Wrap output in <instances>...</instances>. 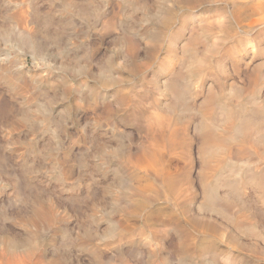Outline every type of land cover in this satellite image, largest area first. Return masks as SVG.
<instances>
[{"label":"rangeland","instance_id":"rangeland-1","mask_svg":"<svg viewBox=\"0 0 264 264\" xmlns=\"http://www.w3.org/2000/svg\"><path fill=\"white\" fill-rule=\"evenodd\" d=\"M25 1H28L29 4L26 2L27 6L22 7L25 5ZM89 1H85L86 5L84 2L79 7L72 5L73 1L69 4L68 0H51L50 2L49 0H37L36 2L35 0H0V71L3 72V74L0 73V163L2 162L0 164V173L2 172L0 174V264H10L12 259L14 260V262L12 261L13 264H24L28 260V264L34 262H36L35 264H264V193H262L264 191V186H262L264 183L262 181L264 180V150L261 149L260 151V148L264 146L263 143L260 142V146L256 147L258 148L257 151H260V156H263H258L256 152L257 154H254L258 158L253 154L255 156L253 159L252 154H245L240 161L236 158L233 160L234 157L227 155L229 152L227 150L229 147H225L227 144L210 145L212 150L209 148V153L215 150V153H212L215 156L210 153L207 157L208 163L216 160V163H211L210 166L216 167L220 161L222 162L216 169H212V171L209 169V174L206 177L201 176L200 173L204 168L201 148L203 142L195 130V124H192L189 130L192 138L189 152L186 149H184L186 152H183L182 148L180 149L188 157L185 160L180 151L177 154L179 153L181 156L174 154L176 150L169 142V133L174 122L178 119L179 122H182L179 115L186 118L191 116L189 113H193L192 111L194 113L198 111L195 108L199 106L198 103H201L204 97L209 95H207L208 89L214 86L212 85L213 80L212 78L208 79L200 96L197 98L192 96L190 102L192 101L193 105L190 103L191 108L189 110L180 106L176 109L177 111L174 110V113L168 108L171 101L170 96L165 89H162L164 88V79L168 77L170 71L177 69L180 65L182 69L180 66L177 70L179 72L181 70V74H187L189 80L192 78V82L198 79L202 80L200 78L206 71H214L217 74V69L219 73L226 69L221 73L224 74L228 69V72L233 73L229 83L235 82V84L240 85L238 87H240L241 93L240 91L238 93L233 92L231 88L229 91L226 89L225 94L221 92L218 94L219 96L215 95V99H218H214L215 106L220 105L219 102L222 100L227 102V97H232L236 103L239 102L237 105L235 103L236 107L232 110L233 114H229L231 120L236 116L234 121L237 120V124L241 121L239 120L241 114L247 113L254 106L264 113V21L261 20L262 11H257L258 15L257 12L246 9L254 0H249L251 2L248 0ZM51 2L55 5V10ZM145 2L148 6L143 10L142 7L146 6L144 5ZM20 4L21 9L19 8ZM89 6L90 8H88ZM28 8L30 10L26 11ZM81 8L85 15L80 11ZM31 9L33 14L30 13ZM52 9L54 15L51 12ZM68 9L70 12H67ZM72 9L78 14L72 13ZM94 9L98 13L94 12ZM7 10L8 12H6ZM46 10L50 11L51 14H46ZM38 11H41V15ZM90 11L92 12L89 13L91 16L86 15ZM246 11L248 12L247 15L245 14ZM16 12L20 18L16 16ZM21 12H25V14ZM60 12L63 13V16ZM28 13L32 15H28ZM26 14L28 19L25 17ZM73 14H76L75 17ZM238 14L244 16L245 19L237 20ZM37 15L42 16L41 21L38 20L39 17L36 18ZM64 15L67 17L65 16V18ZM49 16H53L55 19ZM56 17L60 18L61 25ZM48 18L50 19L47 22L48 25L47 23L45 25L44 20ZM20 19L25 26H21L22 21ZM64 19L67 23L64 22ZM70 19L73 23H70ZM222 22L224 23L222 24ZM247 23L253 26H247ZM52 24L56 26H54L56 31ZM244 24L246 25L243 27ZM12 26L16 28V31ZM194 26L198 29L196 30ZM226 26L230 27L227 28ZM18 27H22V29ZM24 27L26 29H23ZM32 28H36V30ZM200 28L202 29L199 30ZM49 30H52L51 33L49 32L50 34L48 33ZM198 30L199 32H196ZM35 33L40 38L42 36V40H46L44 41L48 48L42 51L45 50L46 53H36L25 44L29 35L35 36ZM199 35L201 36L198 37ZM197 37L199 43L198 40L194 41ZM190 38L194 39L191 40ZM201 40L205 42H201ZM189 42L192 43L187 44ZM182 43L187 46H192L195 43L198 46L194 45L192 49L191 46L184 47ZM203 43H205L203 46L205 49L202 47ZM206 44L208 45L207 48ZM214 44H216L215 49ZM135 45L139 47L136 46L134 49ZM183 47L185 50L191 48L195 51L194 49H198L202 55H204V51L209 56L208 58L205 57L206 55L201 56V64L200 59L198 61L195 59L200 57V53L188 59ZM180 48L183 53L180 52ZM227 48L231 54L226 50ZM214 52L215 57H213ZM37 54L43 55V57L39 55L38 57ZM234 58L240 73L232 71L231 63ZM89 59L91 60L89 61ZM203 59L206 60L205 65H203ZM188 60L193 63H188ZM168 61H171L170 64ZM182 61H188L185 64L187 69H185ZM207 62H210V65ZM22 63L23 65H21ZM86 64L88 66L87 71L86 66L85 68L83 66ZM7 67L10 71L7 70ZM189 68L190 72L187 71ZM100 70H102V74ZM4 73L7 77L2 76ZM248 75L252 76L253 81L249 80ZM13 76L14 79L16 78L15 80ZM2 77H9L8 83ZM10 78L13 80L11 81ZM14 88L15 90H13ZM215 89L219 91L217 88ZM245 92L249 93L252 98L255 95L256 99H251L249 95L247 97ZM238 94L239 98H237ZM24 97L28 98L24 99ZM101 99L104 102H101ZM244 100L245 102L247 100V105ZM223 102L221 104H224ZM96 103H101V105ZM103 103L106 105L104 106ZM23 104L26 105L23 106ZM38 108L39 112H36ZM106 108L110 112L106 111ZM242 109L245 111L242 112ZM181 111L186 115H183ZM237 111L238 113H236ZM178 112L179 115L176 114ZM36 113H39V116ZM175 114L176 116H173ZM102 115L103 117L106 116L104 117L105 120L102 119L103 117L100 118ZM161 115L164 116V120L171 123H166L160 119V117L163 118ZM165 116H168L170 120ZM171 116L173 117L171 118ZM25 117L30 120V123L27 120L24 121ZM108 117L110 118L108 119ZM34 120L39 121L35 122ZM45 122L47 124L44 125ZM208 122L211 123V120L208 119ZM244 122V127H246L243 128L244 131L241 130L244 132L243 135H241V131L237 133L232 145L242 143L241 139L250 132H253V138L261 137L258 136V133L256 136L254 134L257 128L264 126V120L260 126L252 127L254 131L252 128L250 131L249 128L253 124L248 123L247 120ZM157 125L161 130L162 128L166 129L160 130V132ZM261 128L257 131L260 135H262L260 131L264 132V127L262 130ZM152 131L153 133H151ZM168 131L169 133H167ZM159 133H162L161 136ZM166 136L169 138L168 140L164 138ZM102 142L104 146H102ZM166 143L169 145L167 146ZM159 145L162 148L165 146L164 150L166 151H161ZM232 145L231 147H233ZM246 145H250V149H252L250 143ZM6 146L7 148H5ZM156 146L159 148L157 149ZM166 146L171 151H167ZM145 147L147 148L145 149ZM16 151L18 153H15ZM122 152L124 155L120 154ZM155 153H158L159 157L155 156ZM168 153L169 155L171 153V156ZM152 155L156 160L153 159ZM246 155L253 157L249 159ZM2 156L4 157L2 158ZM157 158L159 159L157 160ZM260 159L262 160L260 161ZM243 160L247 163L241 162ZM253 160L256 163L258 160L259 165H254ZM252 161L253 163H250ZM225 162L227 166L231 164L230 167H227ZM68 163L72 166H69ZM7 164L8 167H6ZM243 164L244 167H242ZM165 166L168 167V170ZM247 166H249V170L246 169ZM58 167L59 169H57ZM60 169L64 175L59 173L61 172ZM5 170L8 173H3ZM13 172L19 179H15ZM24 172L27 173L24 174ZM218 172L222 173L219 174ZM6 174L15 180L9 176L7 177L10 179L7 178ZM232 174L234 175L232 176ZM253 174L257 178L259 175L261 176L258 179L260 180L259 184L253 181L252 184L250 183V177ZM166 175H169L168 178ZM240 175L245 177L242 176V178ZM214 176L219 177L215 178ZM173 177L177 179L175 180ZM164 178L168 179L167 182L164 181ZM169 178L172 181L171 184L174 183L172 187L166 185L167 183L170 184ZM217 179L223 180V182L219 183L220 181ZM228 180L232 182L236 180V188L231 189L232 187L230 188L227 184ZM217 182L218 184H216ZM225 182L226 186H223ZM176 183L177 185H175ZM202 184L216 186L219 190V192L217 190L219 198L217 207L213 208L205 203ZM62 186H64V190ZM37 190L41 192L40 196ZM233 190L236 191L235 194L239 193L233 195ZM173 191H177L178 197ZM229 191L231 194L228 193ZM225 196L228 198L225 199ZM232 196L236 197L233 199ZM237 197L240 201L235 199ZM232 199L236 201L231 204ZM242 200L246 203L244 204ZM225 202L227 203L225 204ZM201 203H205L204 205H207L206 207L209 209H204L205 206ZM132 210L136 211L132 212ZM215 210L224 213L220 214ZM115 221L116 225L121 223L119 227L114 226ZM110 227L114 228L115 231L110 230ZM1 257L6 263H3L4 260ZM15 258L19 260L16 262Z\"/></svg>","mask_w":264,"mask_h":264},{"label":"bare ground","instance_id":"bare-ground-1","mask_svg":"<svg viewBox=\"0 0 264 264\" xmlns=\"http://www.w3.org/2000/svg\"><path fill=\"white\" fill-rule=\"evenodd\" d=\"M11 1V0H10ZM19 1V0H18ZM37 0H35V2H36ZM51 0H49V2H50ZM74 3L72 4V5H78L79 7H80V4H84V2L86 1L87 2V0H72ZM71 1V2H72ZM89 1V0H88ZM92 1V0H91ZM137 1V0H136ZM141 1H143V0H140V2ZM249 1V0H248ZM252 1V0H251ZM251 1H249V2H251ZM14 2V1H13ZM23 2V1H22ZM26 2H27V4H29L28 3V1H25V5H22V7L24 6H27L26 5ZM66 2V1H65ZM68 2H70V0H68ZM71 2L69 3V4H71ZM86 2H85V5H86ZM130 2H131V0H130ZM134 2V1H133ZM132 2V3H133ZM144 2V1H143ZM5 3V2H4ZM12 3V2H11ZM10 3V4H11ZM34 3V2H33ZM41 3V2H40ZM53 2H51V4H52ZM63 3H64V1H63ZM67 3V2H66ZM89 3L91 4V2L89 1ZM138 3V2H137ZM15 4V3H14ZM22 4H24V3H22ZM68 4V5H69ZM90 4H87V5H90ZM136 4V3H135ZM17 5V4H16ZM30 5L32 6V4L30 3ZM34 5H35V3H34ZM33 5V6H34ZM39 5V4H38ZM53 5V4H52ZM67 5V4H66ZM93 5V4H92ZM96 5V4H95ZM104 5V4H103ZM134 5V4H133ZM141 5H143V3H141ZM144 5H146V2H145V4ZM5 6H6V8H7V5L5 4ZM13 6V5H12ZM15 6V5H14ZM13 6V7H14ZM20 6H21V4L19 5V8H20ZM31 6H30V8H31ZM54 6L55 5H53V9L55 10V8H54ZM94 6V5H93ZM129 6H130V4H129ZM136 7H137V5H135ZM148 5H146L145 7H142V8H144L143 10H145V8L147 7ZM244 6V5H243ZM16 7V6H15ZM29 7V6H28ZM35 8H36V5L34 6ZM62 7L64 8V6L62 5ZM66 7V6H65ZM77 7V6H76ZM76 7H74V8H76ZM82 7V6H81ZM87 7V6H86ZM96 7H98L97 5H96ZM132 7V6H131ZM135 7V8H136ZM27 8V7H26ZM67 8H68V6H67ZM70 8V7H69ZM83 8V7H82ZM80 9V11L82 12V10L83 9ZM85 8V7H84ZM88 8H90V6L88 7ZM99 8V7H98ZM102 8V7H101ZM100 8V9H101ZM134 8V7H133ZM133 8H132V10H133ZM134 8V9H135ZM239 8V7H238ZM244 8V7H243ZM242 8V9H243ZM21 9V8H20ZM34 9V8H33ZM40 9V8H39ZM45 9V8H44ZM52 9V10H53ZM62 9V8H61ZM86 9V8H85ZM84 9V10H85ZM103 9V8H102ZM101 9V10H102ZM139 9V8H138ZM140 9H141V6H140ZM246 9H250L251 11L253 10L255 13L257 12V11H262L261 13L263 14V16H262V21H264V0H254V2L252 3V4H250L249 6H248V8L246 7ZM14 10V9H13ZM13 10H11V11H13ZM23 10V9H22ZM28 10H30L29 8L26 10V11H28ZM35 10V9H34ZM37 10V9H36ZM43 10V9H42ZM50 10V9H49ZM54 10L53 11H51L52 13L54 12ZM58 10V9H57ZM63 10V9H62ZM70 10H71V8H70ZM89 10V9H88ZM87 10V11H88ZM137 10V9H136ZM11 11H10V13H11ZM19 11V10H18ZM47 11V10H46ZM46 11L44 12V14L46 13ZM59 11V10H58ZM69 11V9L67 10V12ZM80 11H78L79 13H80ZM96 10L94 9V12H95ZM98 11H100L99 9H98ZM133 11H135V10H133ZM139 11V10H138ZM237 11V10H236ZM6 12H8V10L6 11ZM39 12V11H38ZM43 12V11H42ZM70 12V11H69ZM76 12V11H75ZM74 12V10L72 9V13H75ZM97 12V11H96ZM144 12H146V11H144ZM239 12V11H238ZM250 12V11H249ZM9 13V14H10ZM22 13V12H21ZM24 14H25V12H23ZM22 13V14H23ZM30 13H32L33 14V12H32V9H31V12ZM36 13V12H35ZM49 13H50V11H47V13L46 14H48L49 15ZM58 13V12H57ZM61 14H62V16H63V13L62 12H60ZM59 13V14H60ZM77 13V12H76ZM85 13V12H84ZM83 12H82V14H84ZM87 13V12H86ZM89 13H92L91 11L90 12H88L86 15H88ZM98 13V12H97ZM247 11H246V15H247ZM16 14V16H18V18H20L19 17V15H17L18 13L16 12L15 13ZM15 14H14V16H15ZM20 14V13H19ZM32 14H29L28 13V15H32ZM43 14V13H42ZM51 14V13H50ZM71 14V13H70ZM69 14V15H70ZM78 14V13H77ZM245 14H243V15H245ZM257 14H258V12H257ZM256 14V15H257ZM35 15V14H34ZM33 15V17H35ZM39 15H41V11L39 12ZM47 15V16H48ZM53 15H54V13H53ZM74 15H76V14H73V16ZM85 15V14H84ZM90 16H91V14H89ZM259 15V14H258ZM13 16V15H12ZM11 16V17H12ZM24 16V15H23ZM62 16H61V19H62ZM66 15H64V17H65ZM72 16V17H73ZM80 16H81V14H80ZM89 16V17H90ZM236 16H237V13H236ZM236 16H235V19H236ZM25 17L27 18V14L25 15ZM24 17V18H25ZM28 17H32V16H28ZM39 17V21H41L42 20V16H38L37 15V17L36 18H38ZM41 17V18H40ZM49 17H51V16H49ZM53 17V16H52ZM51 17V18H52ZM59 17V16H58ZM58 17H56L57 19H58ZM67 17V16H66ZM65 17V18H66ZM75 17V16H74ZM84 16L82 15V18H83ZM247 17H250V16H247ZM252 17V16H251ZM255 17V16H254ZM254 17H253V19H254ZM17 18V21H19V19ZM44 18V17H43ZM54 18V17H53ZM88 18V17H87ZM21 19H22V16H21ZM20 19V20H21ZM28 19V18H27ZM26 19V20H27ZM34 19V18H33ZM41 19V20H40ZM55 19V18H54ZM60 19V18H59ZM59 19H58V21H59ZM72 19V18H71ZM70 19V23H73V21ZM234 19V20H235ZM243 19H245V17L244 16H241V15H239L238 14V19L237 20H240V21H242ZM248 19V18H247ZM246 19V20H247ZM250 19V18H249ZM252 19V18H251ZM250 19V20H251ZM252 19V20H253ZM11 20V19H10ZM12 20H14V18L12 17ZM16 20V19H15ZM37 20V19H36ZM50 19L48 18V19H45L44 20V24L46 25V23L49 21ZM65 21L64 22H66V19H64ZM88 20V19H87ZM186 20V19H185ZM237 20H235V21H237ZM22 21V20H21ZM28 21V20H27ZM74 21H75V19H74ZM240 21H237V22H240ZM248 21V20H247ZM43 22V21H42ZM55 23H57L56 21H54ZM61 21H59V24L61 25V23H60ZM63 22V23H64ZM229 22V21H228ZM231 22V21H230ZM229 22V23H230ZM243 22H245V21H243ZM249 22H251V21H249ZM7 23V22H6ZM23 23V21L21 22V24ZM24 23H25V21H24ZM51 23H52V21H51ZM67 23V22H66ZM70 23H68L69 25H70ZM220 23V22H219ZM224 22H222V24H223ZM232 23H233V20H232ZM242 23V22H241ZM252 23V22H251ZM14 24H15V22H14ZM13 24V25H14ZM19 25H21L20 23H18ZM31 24H33L32 22H31ZM40 24V23H39ZM181 24V23H180ZM187 24V23H186ZM235 24V23H234ZM237 24V23H236ZM243 24V23H242ZM259 24V23H258ZM6 25V24H5ZM4 25V26H5ZM27 25H28V23H27ZM30 25V24H29ZM47 25H48V23H47ZM59 25V26H60ZM65 25V24H64ZM67 25V24H66ZM74 25V24H73ZM183 25V24H182ZM210 25V24H209ZM230 25V24H229ZM238 25L239 26H241L239 23H238ZM246 24H244L243 25V27L245 26ZM256 25V24H255ZM3 26V25H2ZM15 26V25H14ZM14 26H12L13 27V29L15 30L16 28H14ZM22 27L23 26H25V25H21ZM39 26V25H38ZM52 26H53V24H52ZM55 26V25H54ZM53 26V27H54ZM58 26V25H57ZM68 26V25H67ZM90 26V25H89ZM163 26V25H162ZM207 26V25H206ZM222 26V25H221ZM232 26V25H231ZM236 26V25H235ZM247 26H250V27H252L253 25H251L250 23L248 24L247 23ZM247 26H246V28H247ZM22 27H18V28H20V29H22ZM40 27V26H39ZM56 27V26H55ZM55 27H54V30L56 31V29H55ZM62 27H63V25H62ZM130 27V26H129ZM159 27V26H158ZM164 27H167V26H164ZM180 27V26H179ZM183 27V26H182ZM195 27V26H194ZM210 27V26H209ZM214 27V26H213ZM227 27V26H226ZM228 27H230V26H228ZM227 27V28H228ZM237 27V26H236ZM235 27V28H236ZM242 27V26H241ZM240 27V28H241ZM17 28V29H18ZM60 28V27H59ZM205 28H208V27H205ZM239 28V27H238ZM237 28V29H238ZM23 29H26L25 27L23 28ZM33 29V28H32ZM35 30H36V28H34ZM33 29V30H34ZM52 29V28H51ZM133 29V28H132ZM167 29V28H166ZM166 29H164V31H167ZM189 29V28H188ZM195 29L197 30L198 28H196L195 27ZM202 28H200L199 30H201ZM209 29V28H208ZM211 29V28H210ZM230 29V28H229ZM244 29V28H243ZM46 30V29H45ZM161 30V29H160ZM179 30V29H178ZM178 30H177V32H178ZM199 30L198 31H196V32H199ZM242 30V29H241ZM251 30V29H250ZM16 31V30H15ZM31 31V30H30ZM41 31V30H40ZM47 31V30H46ZM50 31H52V30H49L48 31V33L50 32ZM163 31V30H162ZM179 31H181V30H179ZM185 31V30H184ZM212 31H213V29H212ZM244 31V30H243ZM28 32V31H27ZM33 32V31H32ZM54 32V31H53ZM186 32V31H185ZM191 32V31H190ZM193 32V31H192ZM38 33V32H37ZM51 33V32H50ZM49 33V34H50ZM55 33V32H54ZM28 34V33H27ZM57 34V33H56ZM163 34V33H162ZM178 34V33H177ZM193 34V33H192ZM195 34V33H194ZM193 34V35H194ZM20 35V34H19ZM53 35H55V34H53ZM181 35V34H180ZM193 35H192V37H193ZM196 35V34H195ZM21 36V35H20ZM49 36V35H48ZM51 36V35H50ZM57 36V35H56ZM178 36V35H177ZM176 36V37H177ZM184 36V35H183ZM197 36V35H196ZM201 35H199L198 37H200ZM53 37V36H52ZM88 37V36H87ZM189 37H191V36H189ZM188 37V38H189ZM197 37V39H194V38H192V39H194V41H197L198 40V43H199V38ZM41 38H42V36H41ZM40 37H38V36H36V33H35V36H31V35H29V37L27 38V41L25 42V44L27 45V46H29L34 52H36V53H44L45 52V50H44V52H42L43 51V49H47L48 47H46V40L44 41V40H42ZM123 38V37H122ZM182 38V37H181ZM180 38V39H181ZM23 39V38H22ZM187 39V38H186ZM191 39V38H190ZM191 39V40H192ZM173 40H174V38H173ZM179 40V39H178ZM185 40V39H184ZM22 41V40H21ZM132 41H133V39H132ZM187 41V40H186ZM130 42H131V40H130ZM201 42H205V41H202L201 40ZM17 43H18V41H17ZM20 43H22V42H20ZM173 43V42H172ZM176 43V42H175ZM190 43H192V42H189V43H187V44H190ZM196 43V42H195ZM194 43V45H196ZM22 44H24V43H22ZM183 44V43H182ZM204 45H202V47L203 46H205V43H203ZM25 45V46H26ZM194 45H192V46H194ZM216 44H214V46H215ZM26 46V47H27ZM136 46H138V45H135L134 46V49L136 48ZM173 46V45H172ZM183 46L185 47V46H187V45H185V44H183ZM188 46H191V45H188ZM187 46V47H188ZM191 46V47H192ZM196 46H198V45H196ZM210 46V45H209ZM225 46V45H224ZM18 47H20V46H18ZM139 47V46H138ZM176 47V46H175ZM179 47H181L182 48V46H179ZM184 47H183V50L185 51V56H187V58L189 59H191L193 56H197V55H199L198 53H200L201 54V52H198V49H194L195 51H193V50H191V48H189V49H187V50H185L184 49ZM186 47V48H187ZM200 47V46H199ZM199 47H196V48H199ZM208 47V45L206 44V48ZM29 48V49H30ZM178 48V47H177ZM180 48V49H181ZM194 47H192V49H193ZM204 49H205V47H203ZM210 48H212V46H210ZM216 48V46L214 47V49ZM229 48V47H228ZM228 48L226 49V50H228ZM28 49V50H29ZM139 49V48H138ZM171 49V48H170ZM172 49H175V48H172ZM179 50V49H178ZM177 50V51H178ZM213 50V49H212ZM61 51V50H60ZM173 51V50H172ZM171 51V52H172ZM175 51V50H174ZM200 51V50H199ZM202 51H203V49H202ZM225 51V50H224ZM229 51V53H230V50H228ZM67 52V51H66ZM135 52V51H134ZM133 52V53H134ZM181 53H183L182 52V49H181V51H180ZM213 52V51H212ZM216 52V51H215ZM215 52H214V54H213V57H215L214 55H215ZM226 52V51H225ZM232 52V51H231ZM36 53H34V54H36ZM46 53V52H45ZM174 53V52H173ZM177 53H179V52H177ZM224 53V52H223ZM5 54V53H4ZM3 54V55H4ZM39 54H37V56L39 55ZM59 54H61V53H59ZM90 54H92V53H90ZM94 54V53H93ZM195 54V55H194ZM203 54L204 55H206L205 54V52L203 51ZM212 54V53H211ZM210 54V55H211ZM226 54H227V52H226ZM231 54V53H230ZM67 55V54H66ZM95 55V54H94ZM93 55V56H94ZM177 55V54H176ZM175 55V56H176ZM183 55V54H182ZM181 55V56H182ZM204 55H200V57L198 58H195L197 61L200 59V63H201V56H204ZM221 55H222V52H221ZM40 56V55H39ZM38 56V57H39ZM42 57H43V55H41ZM40 56V57H41ZM92 56V57H93ZM180 56V57H181ZM209 56V55H208ZM208 56L206 55L205 57H207L208 58ZM225 56V55H224ZM34 57V56H33ZM37 57V58H38ZM67 57V56H66ZM90 57V56H89ZM170 57V56H169ZM176 57H178V56H176ZM175 57V58H176ZM217 57V56H216ZM222 57H223V55H222ZM221 57V59H223ZM230 57V56H229ZM36 58V57H35ZM65 58V57H64ZM91 58V57H90ZM94 58V57H93ZM174 58V59H175ZM211 58V57H210ZM209 58V59H210ZM226 58V57H225ZM173 59V58H172ZM172 59H171V61H172ZM181 59V58H180ZM195 59L193 58V60H194V62H196L195 61ZM229 59V58H228ZM233 59V58H232ZM91 59H89V61H90ZM185 60H186V58H185ZM220 60V59H219ZM224 60V59H223ZM88 61V62H89ZM94 61V60H93ZM170 61V62H171ZM178 61V60H177ZM189 61V62H188ZM187 62L188 63H193V62H191L190 60H188ZM210 61V60H209ZM216 61V60H215ZM169 62V61H168ZM170 62H169V64H170ZM176 62V61H175ZM181 62V61H180ZM183 62V61H182ZM186 62V61H185ZM185 62H183L184 63V67L185 66H187V65H185V64H187V62L185 63ZM203 62H204V64L203 65H205V62H206V60L204 61V59H203ZM211 62V61H210ZM210 62H207V63H209V65H210ZM217 62V61H216ZM173 63H174V61H173ZM198 63V62H197ZM212 63V62H211ZM221 63V62H220ZM219 63V64H220ZM223 63V62H222ZM239 63V62H238ZM20 64V63H19ZM172 64V63H171ZM181 64V63H180ZM202 64V63H201ZM224 64V63H223ZM227 64V63H226ZM232 67H233V72H236V73H238L239 71H240V69H239V66H238V64H237V61H235V58H234V61L232 60ZM21 65H23V63L21 64ZM89 66H90V64H88ZM175 65V64H174ZM189 65V64H188ZM197 65V64H196ZM195 65V66H196ZM206 65H208V64H206ZM228 65V64H227ZM262 65H263V63H262ZM4 66H6V65H4ZM11 66V65H10ZM82 66V65H81ZM84 66V68H85V66H86V71H87V64L86 65H83ZM82 66V67H83ZM171 66V65H170ZM177 66V65H176ZM181 66V65H180ZM179 66V67H180ZM214 66V65H213ZM219 66V65H218ZM221 66H222V64H221ZM1 67V66H0ZM9 67V66H8ZM8 67H7V70L8 71H10V69H8ZM81 67V68H82ZM169 67V66H168ZM175 67V66H174ZM179 67H177V69L179 68ZM189 67H191V66H189ZM199 67V66H198ZM203 67H205V66H203ZM203 67H202V69H203ZM223 67V66H222ZM3 68V67H2ZM10 68V67H9ZM84 68H82V69H84ZM90 68H91V66H90ZM171 68V67H170ZM176 68V67H175ZM181 69H182V66L180 67ZM215 68V67H214ZM219 68H220V66H219ZM224 68V67H223ZM225 68H226V66H225ZM228 68V67H227ZM5 69V68H4ZM3 69V70H4ZM89 69V68H88ZM174 69V68H173ZM177 69H174L173 71H170V73H169V75H168V77H166L165 79H164V81H163V87L164 88H162V89H165L166 90V92H167V94L170 96V99H171V101H170V103H169V105H168V108L170 109V110H173V113H174V110L175 111H177L176 109L178 108V107H180V106H182L183 107V109H185V110H189L190 108H191V105H190V103L192 102H190V99L191 98H197L198 96H200V94H201V91H202V89H204V86L206 85V83H207V81H208V79L209 78H212V82H213V84L212 85H214L213 87L211 86L208 90H209V92L207 93V95L208 96H206V97H204V99H202L200 102L201 103H198L199 104V106L197 107V108H195L196 110H198V111H195V113H194V111H192L193 113H189L191 116H187L186 118L184 117V118H182L180 115H179V112L178 113H176V114H178L179 115V117H180V119H181V121L182 122H179V119L177 120V118H176V122H174V124H173V128H171V131H170V133H169V131L167 132V133H169L170 135H169V138H170V140H169V142H171V144H172V147L173 148H175V150L176 151H174V154H176L177 156H178V154H177V152H179L180 151V149L182 148L183 149V152H186V151H184V149H186L188 152H189V149H190V145H191V142H192V138L190 137V132H189V130H190V128H191V126H192V124H195V130H197V132L199 133V136H200V140H202V142H203V144H202V147H201V145H200V147L202 148V156H203V159H204V161L202 162L203 163V165H204V168H203V170H202V168H201V170H202V173H200V175L202 176V175H204V177H206L207 176V174H209V169H210V171H212V169H216L217 168V166L219 165V164H221V162L222 161H220L219 162V164L218 165H216V167H212V165L210 166V164L212 163H216V160H215V162H214V160H213V162H211L210 164L208 163V160H207V157H208V155H210V153L212 154V153H215V150L213 151V152H211L210 151V153H209V150L212 148L211 146L212 145H220V144H227L225 147H229L227 150L229 151V152H227L228 154L227 155H229L230 157H234L233 158V160L236 158V159H238L239 161H240V159L242 158L243 159V157L245 156V154H254V153H258V156H260V151H261V149H263L264 150V146H262V148H260V151H257L258 150V148H256V147H258V146H260L259 144H260V142H261V144L262 145H264V132L263 131H260V132H262L261 134L262 135H260L259 134V132H257V131H259L260 130V128L261 127H259V128H257V131L255 132V136H256V133H258V136H261V137H258V138H253V132H250L248 135H246L243 139H241L242 140V143H240L239 145H232V142H234V140L236 139L235 138V136H236V134L237 133H239L241 130H243L244 131V129L243 128H245L244 127V125H245V120H247V122L249 123L250 122V124H253V126H251V127H249L250 128V131H251V128L252 127H254L255 125L256 126H260L261 125V123H263V120H264V113L262 112V110H260V109H258L256 106H254L253 107V105H252V107L253 108H251L247 113H243V114H241V118L239 119V120H241V121H239L240 123L239 124H237L236 123V121H234V119L236 118V116H234V119L233 120H231L230 118H231V116L230 115H232L233 113V109H234V107H236L235 106V101H234V99L232 98V97H227L226 99V101L227 102H223V100L222 101H220L219 103H220V105H217V107L215 106V104H214V99H215V95L217 94V96H219L218 94H221V92L223 93L224 92V94L226 93L225 91H227L226 89H228V91L229 90H231V89H233V92L235 91V92H237L238 93V91H240V93H241V89H240V87H238V86H240V85H237V84H235V82L234 83H229V80L231 79V77L233 76L232 74V72H228V69H227V71L226 72H224V74H221L222 73V71H224V70H226V69H224V70H222V68H221V72L219 73V70L217 69V74L214 72H211V71H206L205 73H204V75H203V77L202 78H200V79H202V80H197V81H193L192 82V78H191V80H189L188 79V75L187 74H181V70H180V72L177 70ZM185 69H187V67H185ZM184 69V70H185ZM194 69H195V67H194ZM193 69V70H194ZM205 69V68H204ZM206 69H208V68H206ZM232 69V68H231ZM103 70V69H102ZM102 70H100L101 71V74H102ZM166 70V69H165ZM190 70V68L187 70V71H189ZM192 70V69H191ZM208 70H210V69H208ZM212 70H213V68H212ZM5 71H6V69H5ZM105 71V70H104ZM216 71V70H215ZM229 71H230V69H229ZM254 71V70H253ZM252 71V72H253ZM2 72V70L0 71V73ZM94 72V71H93ZM167 72H168V70H167ZM185 72V71H184ZM190 72V71H189ZM200 72V71H199ZM202 72V71H201ZM241 72V71H240ZM239 72V73H240ZM255 72V71H254ZM9 73V72H8ZM100 73V72H99ZM186 73V72H185ZM196 73V72H195ZM221 74V75H219V74ZM2 74H3V72H2ZM6 73H4V75H2V76H6L7 77V75H5ZM100 74V75H101ZM165 74V73H164ZM190 74V73H189ZM192 74V73H191ZM249 74V73H248ZM251 74V73H250ZM257 74V73H256ZM255 74V75H256ZM10 75H12V74H10ZM104 75V74H103ZM199 75H201V74H199ZM254 75V76H255ZM258 75V74H257ZM256 75V76H257ZM106 76V75H105ZM164 76V75H163ZM167 76V75H166ZM195 76V75H194ZM202 76V75H201ZM201 76H199V77H201ZM249 76V80L250 81H253V78H252V76L251 75H248ZM1 77V76H0ZM10 77H12V76H10ZM198 77V76H197ZM2 78H4V77H2ZM6 81H7V79H9V77L8 78H4ZM4 79H3V81H4ZM11 79V78H10ZM13 79H14V76H13ZM13 79H11V81L13 80ZM16 79V78H15ZM14 79V80H15ZM17 79H19V78H17ZM194 79V78H193ZM255 79H257L256 77H255ZM211 80V79H210ZM5 81V82H6ZM18 81V80H17ZM160 82H161V80H160ZM211 82V83H212ZM6 83H8V81L6 82ZM159 83V82H158ZM209 83V82H208ZM229 83V84H228ZM14 84V83H13ZM15 84H16V81H15ZM161 84V83H160ZM17 85H18V83H17ZM209 85V84H208ZM15 86V85H14ZM13 87V86H12ZM18 87V86H17ZM208 87V86H207ZM206 87V88H207ZM215 88H217L219 91H217ZM229 88H231V89H229ZM242 88V87H241ZM249 88V87H248ZM17 89V88H16ZM18 89H19V87H18ZM17 89V90H18ZM243 89V88H242ZM13 90H15V88L13 89ZM12 90V91H13ZM20 91V90H19ZM247 91V90H246ZM252 91V90H251ZM165 92V91H164ZM231 92V91H230ZM229 92V93H230ZM249 92V91H248ZM17 93H19L18 91H17ZM204 93V92H203ZM236 93V94H237ZM239 93V94H240ZM246 94H247V97H248V95H249V93H247V92H245ZM244 93V94H245ZM20 94V93H19ZM224 94H222V96H225ZM239 94H238V97L237 98H239ZM251 94V93H250ZM163 95V94H162ZM230 95V94H229ZM243 95V94H242ZM100 96V95H99ZM193 96V97H192ZM216 96V97H217ZM237 96V95H236ZM250 97H251V95H249ZM104 97V96H103ZM106 97V96H105ZM246 97V98H247ZM250 97H249V99H250ZM254 98H255V95L253 96ZM26 98H28V97H26ZM25 97H24V99H26ZM167 98V97H166ZM220 98V97H219ZM254 98H252L251 97V99H254ZM105 99V98H104ZM241 99H242V97H241ZM249 99H247L248 100V102H249ZM256 99V98H255ZM23 100V99H22ZM27 100H29V99H27ZM33 100V99H32ZM195 99H193V101H194ZM215 100H218V99H215ZM247 100H246V102H247ZM169 101V100H168ZM196 101V100H195ZM239 101V100H238ZM26 101L24 100V103H25ZM28 102V101H27ZM101 102H104L102 99H101ZM160 102V101H159ZM159 102H157V103H159ZM224 103V104H221V103ZM244 102H245V100H244ZM245 102V104L247 105L248 104V102L246 103ZM21 103H23V102H21ZM29 103V102H28ZM193 103V102H192ZM191 103V104H192ZM218 103V104H219ZM237 103H239V102H237ZM237 103H236V105H237ZM258 103V102H257ZM27 104V103H26ZM26 104H23V106L24 105H26ZM38 105H40V103H37ZM97 104V103H96ZM95 104V105H96ZM99 104V103H98ZM97 104V105H98ZM217 104V103H216ZM242 104H243V102H242ZM255 104V103H254ZM28 105H30V104H28ZM97 105H96V107H97ZM99 105H101V103L99 104ZM103 105H104V103H103ZM102 105V106H103ZM106 105V104H105ZM104 105V106H105ZM193 105V104H192ZM240 105V104H239ZM244 105V104H243ZM42 106H43V104H42ZM41 106V107H42ZM197 106V105H196ZM245 106V105H244ZM29 107V106H28ZM194 107V106H193ZM259 107V106H258ZM40 108V107H39ZM39 108H38V111H36V112H39ZM43 108V107H42ZM41 108V109H42ZM45 108V107H44ZM50 108V107H49ZM91 108V107H90ZM99 108V107H98ZM105 108V107H104ZM241 108V107H240ZM249 108V107H248ZM264 108V107H263ZM47 109H48V106H47ZM93 109V108H92ZM92 109H91V111H92ZM103 109V108H102ZM109 109H111V108H109ZM236 109V108H235ZM246 109V108H245ZM245 109H242V112H243V110L245 111ZM46 110V108L44 109V111ZM49 110V109H48ZM98 110V109H97ZM182 110V109H181ZM248 110V109H247ZM30 111V110H29ZM41 111H43V110H41ZM40 111V112H41ZM93 111H95V110H93ZM106 111H108V109L106 108ZM169 111V110H168ZM179 111V110H178ZM239 111V110H238ZM238 111L236 112V113H238ZM46 112V111H45ZM96 112V111H95ZM99 112V111H98ZM108 112H110V111H108ZM184 112V111H183ZM93 113V112H92ZM101 113V112H100ZM106 113V112H105ZM105 113H103V115L105 114ZM181 113H182V111H181ZM235 113V114H236ZM34 114H35V112H34ZM39 114V113H38ZM37 113H36V115H38ZM99 114V113H98ZM176 114L175 115H173V116H176ZM183 115L185 114V113H182ZM230 114V115H229ZM35 115V116H36ZM93 115V114H92ZM103 115L100 117V118H102L103 117ZM106 115V114H105ZM177 115V116H178ZM186 115V114H185ZM195 116V117H193V116ZM20 116V115H19ZM25 116V115H24ZM39 116V115H38ZM38 116H36V118H38ZM44 116V115H43ZM110 116V115H109ZM163 118H161L160 117V119H162V120H164L165 118H164V116L163 115H161ZM173 116H171V118L173 117ZM47 117V116H46ZM46 117H45V119H46ZM104 117H106V116H104ZM102 118V119H104L105 120V118ZM111 117V116H110ZM110 117H108V119L110 118ZM165 117H168V116H165ZM230 117V118H229ZM233 117V116H232ZM20 118V117H19ZM30 118V117H29ZM28 118V119H29ZM32 118V117H31ZM44 118V117H43ZM49 118H50V116H49ZM52 118V117H51ZM159 118V117H158ZM239 118V117H238ZM33 119V118H32ZM31 119V120H32ZM41 120H43L42 118H40ZM91 119V118H90ZM168 119H169V117H168ZM183 119V120H182ZM208 119H210L211 120V123L210 122H208ZM27 119H26V117H25V119H24V121H26ZM40 120V122H42L43 123V121H41ZM53 120H54V118H53ZM100 121H101V119H99ZM157 120V119H156ZM170 120V119H169ZM215 120H217V121H215ZM27 121H29V123H30V120H27ZM35 122L37 121H39V120H34ZM33 121V122H34ZM48 121V120H47ZM98 121V120H97ZM99 121V122H100ZM103 121V120H102ZM166 123L168 122H170V121H167V120H164ZM173 121H174V118H173ZM32 122V121H31ZM50 122H52L51 120H50ZM55 122V121H54ZM53 122V123H54ZM108 122V121H107ZM106 122V123H107ZM154 122V121H153ZM157 122V121H156ZM49 123V122H48ZM57 123V122H56ZM98 123V122H97ZM171 123V122H170ZM45 124H47L46 122L44 123V125ZM55 124V123H54ZM59 124V123H58ZM153 124V123H152ZM158 124H159V119H158ZM49 125V124H48ZM51 125V124H50ZM100 125H102V124H100ZM168 125V124H167ZM246 125H248V124H246ZM156 126V125H155ZM159 125H157V127H158ZM161 127L163 126V125H160ZM164 126H165V124H164ZM249 126V125H248ZM247 126V127H248ZM256 126H255V128H256ZM54 127V126H53ZM166 127V126H165ZM168 127H169V125H168ZM167 127V128H168ZM264 127V126H263ZM262 127V128H263ZM45 128H46V126H45ZM56 128H57V124H56ZM155 128V127H154ZM262 128H261V130H262ZM52 129V128H51ZM98 129V128H97ZM165 130L166 128H162V130ZM259 129V130H258ZM48 130V129H47ZM53 130V129H52ZM94 130H95V128H94ZM100 130V129H99ZM154 130V129H153ZM158 130L160 131L161 129H159V127H158ZM161 130V131H162ZM220 130V131H219ZM247 130V129H246ZM256 130V129H255ZM263 130H264V128H263ZM86 131V130H85ZM101 131V130H100ZM155 131H157V129H155ZM160 131V132H161ZM243 131H241V135H243ZM252 131H254L253 130V128H252ZM52 132V131H51ZM95 132V131H94ZM104 132V131H103ZM106 132V131H105ZM87 133V132H86ZM88 133H89V131H88ZM151 133H153V131L151 132ZM158 133V132H157ZM197 133V134H198ZM245 133H247L246 131H245ZM53 134H55L54 132H53ZM160 134H162V133H159V135ZM58 135V134H57ZM56 135V136H57ZM106 135V134H105ZM165 135V133L163 134V136ZM240 135V134H239ZM238 135V136H239ZM152 136H153V134H152ZM155 136V135H154ZM161 136V135H160ZM198 136V135H197ZM198 136V137H199ZM53 137V136H52ZM55 137V136H54ZM58 137H59V135H58ZM92 137V136H91ZM240 137V136H239ZM164 138H167V136L166 137H164ZM164 138H162L163 140H164ZM169 138H167V140L169 139ZM242 138V137H241ZM160 140H161V138H159ZM237 139H239V138H237ZM257 139V140H256ZM91 140V139H90ZM154 140H155V137H154ZM159 140V141H160ZM162 140V141H163ZM166 140V142L168 143V141ZM240 140V139H239ZM238 140V141H239ZM151 141V140H150ZM157 141V140H156ZM158 141V142H159ZM237 141V140H236ZM92 142V141H91ZM105 142V141H104ZM164 142V141H163ZM239 142H241V141H239ZM93 143V142H92ZM156 143V142H155ZM160 143V142H159ZM165 143V142H164ZM167 143H166V145H167ZM201 143V142H200ZM249 143L251 144V148L252 149H250V145H249ZM101 144H103V142L101 143ZM100 144V145H101ZM158 144V143H157ZM234 144V143H233ZM246 144H248L249 146H247ZM9 145V144H8ZM93 145V144H92ZM146 145V144H145ZM165 145V144H164ZM169 145V144H168ZM167 145V146H168ZM211 145V146H210ZM231 145L233 146V147H231ZM10 146V145H9ZM95 146V145H94ZM99 146V145H98ZM102 146H104V144L102 145ZM160 146V145H159ZM167 146H166V149H168L167 151H169L170 149L169 148H167ZM211 148H210V147ZM224 146V145H223ZM235 146V147H234ZM157 147V146H156ZM161 147V146H160ZM215 147V146H214ZM222 147V146H221ZM248 147H249V149H248ZM5 148H7V146L5 147ZM104 148V147H103ZM147 147H145V149H146ZM159 147H157V149H158ZM164 148H165V146H164ZM164 148H162L161 147V151L162 150H164ZM210 148V149H209ZM220 148V147H219ZM223 148V147H222ZM179 149V150H178ZM209 149V150H208ZM13 150V149H12ZM15 150V149H14ZM212 150V149H211ZM223 150H224V148H223ZM152 151V150H151ZM155 151V150H154ZM156 151H158V150H156ZM164 151H166V150H164ZM171 151V150H170ZM182 151V150H181ZM180 151V153H183V152H181ZM200 151V150H199ZM225 151V150H224ZM13 152V151H12ZM73 152V151H72ZM147 152V151H146ZM176 152V153H175ZM187 152V153H188ZM15 153H18L17 151L15 152ZM145 153V152H144ZM152 153V152H151ZM162 153V152H161ZM200 153H201V151H200ZM199 153V154H200ZM220 153V152H219ZM256 153V154H257ZM70 154V153H69ZM120 154H123V152L122 153H120ZM149 154V153H148ZM165 154V153H164ZM173 154V155H174ZM186 155V153H183L182 155ZM189 154V153H188ZM224 154H225V152H224ZM261 154H263V153H261ZM124 155V154H123ZM122 155V157H124ZM157 155V157H159L158 156V153H155V156ZM159 155H160V152H159ZM166 155V154H165ZM168 155H169V153H168ZM180 155V154H179ZM184 155V157L185 158H183L184 160L185 159H187L188 157H186ZM212 155H214V154H212ZM221 155V154H220ZM255 155V154H254ZM253 155V156H254ZM169 156H171V153H170V155ZM168 156V157H169ZM181 156V155H180ZM179 156V157H180ZM201 156V155H200ZM199 156V157H200ZM215 156V155H214ZM217 156H218V151H217ZM222 156H224V155H222ZM253 156H247L246 155V157H248L249 159L251 158V157H253ZM255 156H257V155H255ZM255 156H254V158L253 159H255ZM258 156H257V158H258ZM261 156H263V155H261ZM260 156V157H261ZM4 156H2V158H3ZM20 157H21V155H20ZM152 157H153V155H152ZM167 157V156H166ZM230 157H229V159H230ZM245 157V158H246ZM264 157V156H263ZM262 157V158H263ZM1 158V157H0ZM19 158V157H18ZM125 158V157H124ZM165 158V157H164ZM163 158V159H164ZM173 158V157H172ZM244 158V159H245ZM247 158V159H248ZM6 159V158H5ZM20 159V158H19ZM141 159V158H140ZM143 159H145V158H143ZM147 159H149V158H147ZM151 159V158H150ZM153 159H155L156 160V158H154L153 157ZM159 158H157V160H158ZM178 159V158H177ZM182 159V158H181ZM211 159H212V157H211ZM222 159H224V158H222ZM264 159V158H263ZM3 160V159H2ZM10 160V159H9ZM21 160H23V159H21ZM161 160V159H160ZM159 160V162H161ZM172 160V159H171ZM176 160V159H175ZM179 160V159H178ZM226 161L228 160V159H225ZM246 160V159H245ZM252 160V159H251ZM262 159H260V161H261ZM180 161V160H179ZM210 161V160H209ZM230 161V160H229ZM238 161V162H239ZM249 161V160H248ZM254 161V160H253ZM253 161L252 162H250V163H253ZM5 162V161H4ZM26 162V161H25ZM59 162V161H58ZM63 162V161H62ZM61 162V163H62ZM64 162H65V160H64ZM67 162V161H66ZM157 162V161H156ZM167 162V161H166ZM174 162V161H173ZM237 162V161H236ZM241 162H246V161H241ZM255 162V161H254ZM264 162V161H263ZM2 163V162H1ZM0 163V164H1ZM24 163V162H23ZM168 163H169V161H168ZM172 163V162H171ZM170 163V164H171ZM175 163V162H174ZM240 163V162H239ZM247 163V162H246ZM249 163V162H248ZM259 163H261V162H259ZM9 164V163H8ZM8 164H7V166L6 167H8ZM21 164V163H20ZM56 164V163H55ZM167 164V163H166ZM256 164H258V160H257V163L255 162V164L254 165H256ZM23 165V164H22ZM58 166H59V164H57ZM67 165V164H66ZM68 165H69V163H68ZM71 165V164H70ZM69 165V166H70ZM152 165V164H151ZM157 165V164H156ZM225 165H226V162H225ZM224 165V163H223V166H225ZM231 165V164H230ZM230 165L228 164V166L230 167ZM240 165V164H239ZM247 165V164H246ZM251 165V164H250ZM249 165V166H250ZM259 165V164H258ZM2 166V165H1ZM24 166H25V163H24ZM62 166V165H61ZM72 166V165H71ZM167 166V165H166ZM165 166V167H166ZM222 166V167H223ZM227 166V165H226ZM227 166V167H228ZM241 166V165H240ZM249 166H247L246 167V169H248V167ZM252 166H253V164H252ZM257 166V165H256ZM5 167V168H6ZM53 167V166H52ZM56 167V166H55ZM68 167V166H67ZM169 167H170V165H169ZM172 167V166H171ZM203 167V166H202ZM242 167H244V164L242 165ZM255 169H256V167L255 166H253ZM260 167L262 168V166H261V164H260ZM3 168V167H2ZM13 168V167H12ZM72 168V167H71ZM167 168V170H168V167H166ZM175 168V167H174ZM180 168V167H179ZM221 168V167H220ZM259 168V167H258ZM8 169V168H7ZM10 169H11V167H10ZM24 169V168H23ZM57 169H59V167L57 168ZM170 169V168H169ZM207 169V170H206ZM223 169V168H222ZM225 169H227V168H225ZM56 170V169H55ZM63 170V169H62ZM65 170V169H64ZM72 170H73V168H72ZM71 170V171H72ZM167 170H166V172H167ZM173 170V169H172ZM220 170V169H219ZM231 170V169H230ZM249 170V169H248ZM251 170H253V169H251ZM250 170V171H251ZM257 170V169H256ZM255 170V171H256ZM264 170V169H263ZM2 171H4L3 169H2ZM24 171V170H23ZM27 171V170H26ZM59 171H61V169L59 170ZM70 171V172H71ZM247 171V170H246ZM31 172V171H30ZM51 172V171H50ZM68 172V171H67ZM69 172V173H70ZM176 172H177V170H176ZM224 172V171H223ZM241 172V171H240ZM249 172V171H248ZM253 172V171H252ZM258 172H259V170H258ZM260 172H261V170H260ZM3 173H8V171L6 172V170H5V172H3ZM23 173V172H22ZM21 173V174H22ZM27 172H24V174H26ZM59 173H62V171L61 172H59ZM72 173V172H71ZM74 173V172H73ZM83 173V172H82ZM168 173V172H167ZM219 174H221L220 172H218ZM237 173V172H236ZM239 173V172H238ZM0 174H2V172L0 173ZM10 174H11V172H10ZM13 174H14V172H13ZM29 174V173H28ZM31 174V173H30ZM53 174V173H52ZM63 174V173H62ZM61 174V175H62ZM117 174V173H116ZM171 174V173H170ZM169 174V175H170ZM213 174H214V172H213ZM235 174V173H234ZM234 174H232V176L234 175ZM244 174V173H243ZM264 174V173H263ZM262 173L260 174L261 176L263 175ZM5 175V174H4ZM23 175V174H22ZM56 175H59V174H56ZM64 175V174H63ZM84 175V174H83ZM168 175V176H169ZM259 175V177L257 178L254 174L252 175V177H250L251 178V184H252V181L253 182H256V184L258 183H260L259 181L260 180H258V179H260V176ZM7 176H9V175H7L6 174V177ZM14 176L16 177L17 175L16 174H14ZM13 176V177H14ZM30 176V175H29ZM28 176V177H29ZM52 176V175H51ZM167 176V175H166ZM168 176H167V178H168ZM172 176V175H171ZM220 176V175H219ZM219 176H214L215 178H217V177H219ZM224 176V175H223ZM236 176V175H235ZM241 176V175H240ZM243 176V175H242ZM241 176V177H242ZM247 176V175H246ZM10 177V176H9ZM9 177H7V178H9ZM14 177V178H15ZM26 177V176H25ZM50 177V176H49ZM53 177V176H52ZM66 177V176H65ZM203 177V178H204ZM214 177H213V179H214ZM243 177H245V176H243ZM242 177V178H243ZM248 177V176H247ZM4 178V177H3ZM10 178H12V177H10ZM9 178V179H10ZM18 177H16L15 179H17ZM54 178V177H53ZM59 178V177H58ZM63 178H64V176H63ZM174 178V177H173ZM202 178V177H201ZM220 178H221V176H220ZM219 178V179H220ZM231 178V177H230ZM235 179H236V177H234ZM249 178V177H248ZM262 178H263V176H262ZM261 178V179H262ZM5 179V178H4ZM13 179V178H12ZM15 179H13V180H15ZM19 179V178H18ZM66 180H67V178H65ZM172 179V178H171ZM175 180L177 179V178H174ZM210 179V178H209ZM219 179H217V180H219ZM233 179V178H232ZM39 180V179H38ZM166 179L164 178V181H165ZM168 180V179H167ZM167 180H166V182H167ZM169 180H170V178H169ZM208 180V179H207ZM221 180V179H220ZM219 180V181H220ZM243 180V179H242ZM4 181V180H3ZM60 181V180H59ZM58 181V182H59ZM63 181H65V180H63ZM163 181V182H164ZM178 181V180H177ZM204 181V180H203ZM202 181V183H204ZM218 181V182H219ZM225 181H226V179H225ZM236 181V180H235ZM235 181H231V180H228V183L227 184H229V186H230V188L231 189H233V187H235L236 185V182ZM262 181H264V180H262ZM261 181V182H262ZM7 182V181H6ZM17 182H18V180H17ZM62 182V181H61ZM60 182V183H61ZM166 182H165V184H166ZM174 182H176V181H174ZM218 182L216 183V184H218ZM221 182H223V180L222 181H220L219 183H221ZM227 182V181H226ZM226 182L225 183H223V186H226ZM172 183V181L170 180V184L169 183H167L166 185H171V187H172V185H174V183L173 184H171ZM205 183H206V181H205ZM209 183V182H208ZM243 183H244V181H243ZM263 183V182H262ZM261 183V184H262ZM11 184H14V183H12L11 182ZM15 184H18V183H16L15 182ZM24 184V183H23ZM213 184V183H212ZM225 184V185H224ZM241 184V183H240ZM245 184V183H244ZM250 184V185H251ZM260 184V185H261ZM73 185H75V184H73ZM175 185H177V183L175 184ZM203 185V184H202ZM237 185H239V184H237ZM228 186V185H227ZM228 186V187H229ZM262 186H264V183L262 184ZM12 187H13V185H12ZM20 187V186H19ZM63 187V190H64V186H62ZM61 187V188H62ZM203 196H204V199H205V203L207 204V205H209V206H211V207H213V208H215V207H217V203H218V200H219V198H218V194H217V187L216 186H213V185H210V184H204L203 186ZM220 187V186H219ZM218 187V188H219ZM253 187H255L254 185H253ZM260 187V186H259ZM14 188H16V186H14ZM68 188V187H67ZM236 188V187H235ZM241 188V187H240ZM243 188V187H242ZM20 189V188H19ZM73 189H74V187H73ZM221 189V188H220ZM258 189V188H257ZM262 189V188H261ZM263 189H264V187H263ZM68 191L70 190V189H67ZM238 190V189H237ZM240 190V189H239ZM256 190V189H255ZM24 191V190H23ZM38 191V190H37ZM71 191V190H70ZM15 192H17L16 191V189H15ZM39 193H38V195L41 193L40 191H38ZM173 192H175V191H173ZM172 192V193H173ZM218 192H219V190H218ZM235 192L236 191H234L233 190V195L235 194ZM262 192V191H261ZM24 193H26V192H24ZM228 193H230V191L228 192ZM237 193H239V192H237ZM236 193V194H237ZM257 193V192H256ZM262 193H264V191L262 192ZM261 193V194H262ZM22 194V193H21ZM20 194V195H21ZM175 194L177 195V191L175 192ZM221 194V193H220ZM226 194V193H225ZM231 194V193H230ZM235 194V195H236ZM258 194H260V192H258ZM16 195V194H15ZM23 195V194H22ZM172 195H174V193L172 194ZM175 195V196H176ZM35 196V195H34ZM40 196V195H39ZM261 196V195H260ZM177 197H178V195H177ZM230 197V196H229ZM234 197H236V196H232L231 198H233L234 199ZM239 197V196H238ZM238 197L237 198H235V199H237V200H239L240 201V199H238ZM222 199H223V197H221ZM226 198H228V196L226 197L225 196V199ZM231 198H229L230 200H231ZM240 198H241V196H240ZM263 198H264V195H263ZM221 199V200H222ZM232 199V202H231V204L234 202V201H236V200H233ZM241 199H243V197L241 198ZM175 200H177V199H175ZM220 200V201H221ZM229 200V201H230ZM245 200V199H244ZM224 201H226V200H224ZM227 201H228V199H227ZM263 201V200H262ZM176 202V201H175ZM242 202H243V200H242ZM178 203V202H177ZM176 203V204H177ZM204 203V204H205ZM222 203H223V200H222ZM227 202H225V204H226ZM229 203V202H228ZM244 204L246 203V202H243ZM39 204V203H38ZM201 204H203V203H201ZM203 204V206H205ZM230 204V205H231ZM142 205V204H141ZM206 205V206H207ZM202 206V205H201ZM205 206V208L204 209H209V207H206ZM220 206V205H219ZM219 206H218V209H219ZM243 206H245V205H243ZM248 206V205H247ZM136 207V206H135ZM135 207H134V209H135ZM142 207H144V206H142ZM141 207V208H142ZM221 207V206H220ZM221 208H223V207H221ZM138 209V208H137ZM142 210H143V208H142ZM224 210V209H223ZM136 211V210H135ZM135 211H133L132 210V212H135ZM216 212H220L219 210H215ZM222 212V211H221ZM220 212V214H223L224 212H222L221 213ZM228 214V213H227ZM135 215H137L136 213H135ZM138 215H139V213H138ZM226 215V214H225ZM229 215V214H228ZM218 217V216H217ZM113 221V220H112ZM111 221V222H112ZM114 222V221H113ZM117 223H118V221H117ZM121 223H119V225H120ZM116 225V221H115V224H114V226ZM119 225H116L117 227H119ZM113 226V225H112ZM223 226V225H222ZM121 227V226H120ZM208 227H209V224H208ZM213 227V226H212ZM214 227H216V226H214ZM114 230V228H112V227H110V230ZM115 229H117L116 227H115ZM109 230V231H110ZM213 230V229H212ZM215 230V229H214ZM115 231V230H114ZM69 232V231H68ZM209 232V231H208ZM212 232V231H211ZM65 233H66V231H65ZM210 233V232H209ZM208 233V234H209ZM68 234V233H67ZM69 235V234H68ZM211 235H213V234H211ZM247 236V235H246ZM252 240V239H251ZM2 258V257H1ZM22 258V257H21ZM3 259V258H2ZM26 259V258H25ZM28 259V258H27ZM26 259V260H27ZM4 260V259H3ZM15 260H16V262L19 260L18 258L16 259L15 258ZM12 261L14 262V260L12 259ZM12 261L10 262V264L12 263ZM20 261H21V259H20ZM19 261V262H20ZM22 261H25L24 259H22ZM29 261V260H28ZM27 261V262H28ZM6 263V261L4 260L3 261V263ZM8 262V261H7ZM26 262V263H27ZM31 262V261H30ZM2 263V262H1ZM26 263H24V264H26ZM36 262H34L33 264H35ZM9 264V263H8ZM13 264V263H12ZM16 264V263H15ZM18 264V263H17ZM20 264V263H19ZM22 264V263H21ZM28 264V263H27ZM29 264H31V263H29ZM79 264V263H78ZM81 264V263H80ZM110 264H112V263H110Z\"/></svg>","mask_w":264,"mask_h":264}]
</instances>
